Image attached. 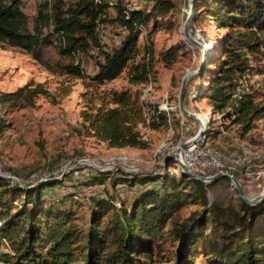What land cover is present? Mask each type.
<instances>
[{
	"label": "trees",
	"instance_id": "1",
	"mask_svg": "<svg viewBox=\"0 0 264 264\" xmlns=\"http://www.w3.org/2000/svg\"><path fill=\"white\" fill-rule=\"evenodd\" d=\"M173 7L170 0H154L149 10L125 0H44L30 30L22 0H0V47L19 48L41 60L42 47L51 44L55 35L61 56L74 59L91 48L96 50L102 60L90 77L92 83L110 82L125 69L130 82L147 83L155 74L151 34L159 28L156 15ZM203 16L219 27L238 29L208 47L195 77L192 100L210 97L213 112L246 132L264 115V98L257 99L253 91L245 90L241 80L250 69L249 56L264 46V0H193L191 21ZM104 22L124 32L119 45L111 49L100 43L98 25ZM151 22L152 31L148 30ZM49 24L51 30L44 34ZM193 51L197 50L177 43L163 52V61L171 65ZM59 68L62 74L84 76L73 60ZM38 94L49 95L40 83L0 92V132L4 115L30 104ZM109 97L84 112L86 127L113 147H145L147 142L137 130L147 121L142 105L127 90L112 91ZM150 109L149 127L168 125L167 112L155 106ZM211 136L205 130V145ZM232 174L240 180L241 173ZM66 177L23 187L0 177V264H155L168 242L171 264H199L201 257L208 264H264V199L255 205L240 198L236 204L221 203L218 194L232 186L226 176L208 184L190 179L173 155L155 172L95 170L82 184L101 186L104 195L85 200L86 215L80 226L75 224L72 206L76 201L67 205L65 200L81 202L76 196L54 199L46 195ZM123 189L133 194L121 198ZM190 206L199 209L176 222L177 215Z\"/></svg>",
	"mask_w": 264,
	"mask_h": 264
},
{
	"label": "rangeland",
	"instance_id": "2",
	"mask_svg": "<svg viewBox=\"0 0 264 264\" xmlns=\"http://www.w3.org/2000/svg\"><path fill=\"white\" fill-rule=\"evenodd\" d=\"M43 1L22 0L30 30L38 6ZM48 1L52 3L54 0ZM125 1L149 10L154 0ZM170 1L174 7L165 14L156 15L159 28L151 34L155 74L147 83L130 82L128 69L110 82L92 83L90 77L96 73L97 63L102 60L97 56L96 50L91 48L74 59L61 56L57 52L55 35H52L51 44L42 47L41 60L33 58L30 53L19 48L0 47V92L13 91L27 83H31L32 86L40 83L49 93V95L38 94L32 98L30 104L24 103L20 107H15L3 116L5 126L0 132V176L22 187L45 180H63V177L67 176L61 186L47 190L46 195L54 199H62L66 195L70 197V194L71 197L76 196L81 202L67 198L65 200L66 204L68 201H76L72 206L76 215L75 224L80 226L86 215L85 200L91 196L104 195L101 186L88 187L82 184L88 179L89 174L98 170L94 166L103 170L120 168L130 172L159 170L164 164V159L172 155V148L177 146L181 135L180 124H177L181 113L176 107L181 78L187 70L195 69L200 61L199 50L189 46L182 39L181 25L188 10L187 0ZM109 12L113 14V9L109 8ZM188 27L190 34L197 30L207 48L218 38L226 34H234L238 29L237 26L219 27L206 16L191 21ZM152 28L151 22L148 30L152 31ZM50 30L49 24L42 31L46 34ZM98 31L104 49L118 46L124 34L120 28L110 22L99 23ZM144 35L145 32L139 42L140 53H142ZM177 43H184L197 51L187 53L171 65H166L162 54ZM72 60L80 64L84 71L83 77L60 72L59 64H66ZM248 64L250 69L241 79L244 88L253 91L257 99H263L264 46L249 56ZM196 81L193 78L186 85L184 106L198 116L207 118L205 130L210 131L213 136L205 142L206 145L230 154L238 153L243 146L254 145L264 154V115L252 122L251 129L242 132L238 126L230 125L228 121L222 120L216 112H213L210 97L192 100ZM123 90H127L131 97L142 105L145 112L147 121L137 128L140 138L147 142L145 147H113L107 141L98 138L83 122L85 111L109 99L110 92ZM154 106L159 111L167 112L168 125L159 129L149 127L152 113L150 108ZM197 132L198 122L187 137L194 136ZM257 169L256 164L251 165L248 176L241 174L238 180L248 198H254L264 191V178L259 179L254 173ZM75 171L78 173L75 174ZM137 189L138 186L134 190ZM130 192L128 189L121 190V198L130 197L133 190ZM236 195V190L230 186L220 191L218 199L223 204L231 201L236 204L238 198ZM209 198L213 199V196L209 195ZM197 209L199 208L195 206L183 209L175 221H185ZM171 248L168 242L162 254L158 255L155 264H171L169 260L172 259ZM198 263L208 264V261L201 257Z\"/></svg>",
	"mask_w": 264,
	"mask_h": 264
},
{
	"label": "built area",
	"instance_id": "3",
	"mask_svg": "<svg viewBox=\"0 0 264 264\" xmlns=\"http://www.w3.org/2000/svg\"><path fill=\"white\" fill-rule=\"evenodd\" d=\"M195 29L194 35L197 36V39L202 42L201 37L198 35ZM192 34V35H193ZM203 43V42H202ZM243 84V83H242ZM206 121L207 118L205 117ZM195 119H187L181 114L179 119L181 135L177 143V146L172 148V155L177 147L182 143L189 141L193 137H187L196 125ZM204 135L199 139L191 142L187 147L182 148L180 151L181 161L192 171L198 174L200 177H211L219 170H225L228 172H238L241 174L250 173L249 167L253 164H256L258 169L254 172L256 173L257 178H264V154L254 145H246L241 147L240 151L236 154H230L223 152L215 147L205 145L203 143ZM78 173L77 171L74 172ZM129 193H131L129 191ZM116 207H119V203H115Z\"/></svg>",
	"mask_w": 264,
	"mask_h": 264
},
{
	"label": "water",
	"instance_id": "4",
	"mask_svg": "<svg viewBox=\"0 0 264 264\" xmlns=\"http://www.w3.org/2000/svg\"><path fill=\"white\" fill-rule=\"evenodd\" d=\"M187 4H188V10L186 13V16L184 18V21L181 25V33H182V39L191 47H195L199 50L200 52V61L197 65V67L191 71H186L184 73V75L181 78L180 84H179V88H178V92H177V104L176 107L179 110V112L191 119H195L198 122V132L196 134L195 137H193L192 139H190L189 141H186L184 143H182L179 147L176 148L175 152H174V159L180 169V171L184 174V176L190 178V179H194V180H198L202 183L208 184L214 180L219 179L220 177L226 176L229 178L230 183L232 185V187L236 190L237 192V197L240 198L242 201H244L246 204L248 205H255L258 202H260L262 199H264V191L262 193H260L258 196L254 197V198H248L246 197L241 185L239 184L238 180L233 176V174L231 172L225 171V170H219L217 171L215 174H213V176L211 177H200L198 176L197 173H195L194 171H192L191 169H189L180 159V151L182 148L187 147L191 142L199 139L200 137H202L204 135L205 129H206V124L202 123L199 121V119L196 117L195 113L191 112L190 110H188L187 108H185L184 106V93H185V89H186V85L187 83L192 80L193 78H195L197 76V74L200 72L201 68L204 65V62L206 60V57L208 55V48L207 46L200 42L197 39L196 35H192L189 33V23L191 22V17H192V9H193V0H187ZM96 169L103 171V169L94 166ZM107 170V169H106ZM2 177V176H0ZM8 178V177H7Z\"/></svg>",
	"mask_w": 264,
	"mask_h": 264
},
{
	"label": "bare ground",
	"instance_id": "5",
	"mask_svg": "<svg viewBox=\"0 0 264 264\" xmlns=\"http://www.w3.org/2000/svg\"><path fill=\"white\" fill-rule=\"evenodd\" d=\"M195 115H196V117L199 119L200 122L206 124V120H205L203 117L198 116L197 114H195ZM88 163H90V162H88ZM90 164H91V165H94L93 163H90Z\"/></svg>",
	"mask_w": 264,
	"mask_h": 264
}]
</instances>
